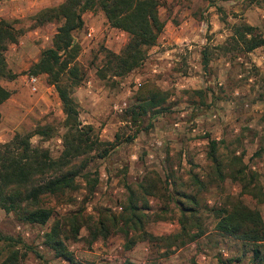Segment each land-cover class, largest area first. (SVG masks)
<instances>
[{
    "label": "rangeland",
    "instance_id": "rangeland-1",
    "mask_svg": "<svg viewBox=\"0 0 264 264\" xmlns=\"http://www.w3.org/2000/svg\"><path fill=\"white\" fill-rule=\"evenodd\" d=\"M62 1L0 0V20L22 30L17 42L8 44L5 51L8 66L17 76L0 79L11 91L0 104V143L16 133L28 134L33 146L48 149L52 157L64 149L63 137L68 132L65 115L46 75L28 70L41 50L51 45L60 24L53 20L36 25L33 17L42 8ZM158 12L164 26L168 25L142 64L124 76L105 71V78L98 75L105 50L120 52L128 34L111 27L99 9L82 13L83 26L73 31L74 42L80 47L76 63L82 80L72 96L79 120L92 130V136L106 142L117 134L119 143L103 157L93 150L74 160L79 165L86 159L74 187L58 196L42 197V206L52 211L46 224L24 222L0 207V236L20 238L29 246L16 243L25 252L19 264H69L45 244V233L57 219L63 222L62 236L78 264H124L127 260L264 264L254 259L253 244L217 231L212 213L213 207L241 200L264 218V204L242 193L241 184L227 176L229 168L243 167L246 175H254L264 188V151H258L264 144V45L250 52L223 49L234 24L248 23L264 38V0H160ZM205 46L212 53L206 67L201 62ZM30 75L39 76L36 90ZM150 87L167 97L136 118L133 109H138L133 107ZM40 127L50 129L51 135L36 134ZM128 137L133 139L127 141ZM212 141L226 172L223 179L215 177L208 157ZM198 175L203 188L194 184ZM179 190L198 200L201 235L179 246L135 239L144 231L167 236L182 228ZM130 198L137 203L142 221L125 232L122 220L130 217ZM70 218L80 224L75 233ZM99 219L110 226V234L92 240L89 226ZM198 226V222L191 223L190 234H197ZM132 239L136 242L128 248ZM7 242H0L3 257ZM260 249L264 259V244Z\"/></svg>",
    "mask_w": 264,
    "mask_h": 264
},
{
    "label": "trees",
    "instance_id": "trees-1",
    "mask_svg": "<svg viewBox=\"0 0 264 264\" xmlns=\"http://www.w3.org/2000/svg\"><path fill=\"white\" fill-rule=\"evenodd\" d=\"M159 5L160 0H63L56 6L42 8L34 15L33 20L36 25L53 20L60 22L53 34L51 45L41 50L38 60L31 64L28 72L45 74L48 83L55 87L65 115L64 126L67 127L68 132L63 137L64 149L57 157H52L46 148L33 146L30 141L31 136L28 134L16 133L8 142L0 143V207L2 209L15 213L24 222L46 224L52 216V211L42 206V197L58 196L74 187V179L85 166L86 159L81 160L79 165H76L74 160L93 150H98V157H103L119 143L117 134L113 141L106 142L92 136V130L81 124L77 103L72 96L73 88L82 80V73L76 63L80 47L73 38V31L83 26L82 13L99 9L111 27L128 34V39L120 52L105 50L103 66L98 68V75L105 78V71H110L115 76H124L145 60L148 49L156 44L164 28V21L158 12ZM20 33L22 30L15 28L10 21L0 20V79L12 80L17 76V73L8 66L5 51L8 44L17 42ZM231 33L223 49L250 52L264 45L262 35L248 23L234 24ZM211 55L209 47H203L201 62L204 67L208 65ZM150 88L152 89L146 97L133 107L138 109V111L133 109L136 118L152 107L159 106L160 101L167 97V94L158 88ZM10 95L11 91L0 84V104ZM156 113L159 114L160 111ZM35 133L51 135L50 129L45 127L37 128ZM132 139L128 137L127 141ZM215 144L214 141L211 142L212 147H209L208 157L213 163L215 177L223 179L226 172L214 153ZM258 151H264V144ZM227 176L241 184L242 193H247L258 203L264 204V188L258 178L250 174L247 176L243 167L234 171L229 168ZM194 181L195 185L200 187L204 185L199 175L194 177ZM141 187L146 190V186ZM178 195L180 197H177V200L181 205L179 220L182 228L167 236H156L144 231L135 239L152 242L167 241L168 245L179 246L185 244L186 239L201 235L200 217L202 216L197 206L198 200L183 190H179ZM228 203L230 205L227 207L212 208L213 217L217 221L216 230L244 243L253 244L251 249L254 259L263 263L260 248L264 244V218L261 212L250 208L241 200H230ZM128 206L130 211L127 214L130 217L122 220L124 224L122 230L125 232L142 221L137 203L132 198ZM197 222L200 230L192 235L188 226ZM70 224L74 233L78 231L80 224L77 223L76 218H70ZM112 226L116 225L112 224ZM89 230L92 240L98 237L106 238L110 234V226L103 219L91 224ZM62 234L63 222L57 219L45 233V244L56 257L65 259L69 264H78ZM135 239L129 241L128 248L136 242ZM3 240L8 241V249L4 257L0 249V264H19L25 252L22 253L16 243H21L27 249L29 246L20 238L16 240L13 237L0 236V242ZM124 264L153 263L127 260Z\"/></svg>",
    "mask_w": 264,
    "mask_h": 264
},
{
    "label": "built area",
    "instance_id": "built-area-1",
    "mask_svg": "<svg viewBox=\"0 0 264 264\" xmlns=\"http://www.w3.org/2000/svg\"><path fill=\"white\" fill-rule=\"evenodd\" d=\"M89 35H90V33H89ZM29 81L31 83L32 89L33 90H36L37 89V84L39 82V76H37V75H30Z\"/></svg>",
    "mask_w": 264,
    "mask_h": 264
},
{
    "label": "crops",
    "instance_id": "crops-1",
    "mask_svg": "<svg viewBox=\"0 0 264 264\" xmlns=\"http://www.w3.org/2000/svg\"><path fill=\"white\" fill-rule=\"evenodd\" d=\"M167 25H168V23L165 24L164 28H165ZM164 28H163V29H164ZM162 31H163V30H162ZM160 34H162V32H161ZM158 39H159V38H158ZM37 60H38V59H37ZM37 60H36V61H37ZM252 254H253V252H252ZM142 263H144V262H142Z\"/></svg>",
    "mask_w": 264,
    "mask_h": 264
}]
</instances>
